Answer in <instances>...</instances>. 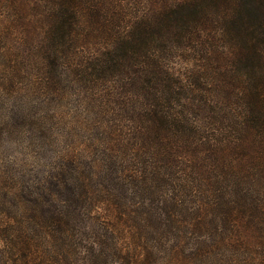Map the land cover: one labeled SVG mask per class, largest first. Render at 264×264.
Wrapping results in <instances>:
<instances>
[{"label":"trees","instance_id":"1","mask_svg":"<svg viewBox=\"0 0 264 264\" xmlns=\"http://www.w3.org/2000/svg\"><path fill=\"white\" fill-rule=\"evenodd\" d=\"M63 124L0 264H264V0H0V148Z\"/></svg>","mask_w":264,"mask_h":264},{"label":"rangeland","instance_id":"2","mask_svg":"<svg viewBox=\"0 0 264 264\" xmlns=\"http://www.w3.org/2000/svg\"><path fill=\"white\" fill-rule=\"evenodd\" d=\"M197 59H200V57H197ZM188 59L182 58L180 65L184 66L185 64L187 65H198L199 63L195 60L187 61ZM74 98H71L73 100ZM54 104L53 103H47L46 109H53ZM75 107V102L72 103L68 107V109H73ZM42 110V108L40 109ZM51 126H56V123L54 121L49 123ZM61 129H64V131H60V133L56 134L54 133V140H44L43 142L39 143L43 149H47V151H43V153H39V150L35 147H31L28 144L27 140H23L22 136H17L16 133H14L11 138L6 139L5 141L2 142L3 144V149L0 148V158H2V155L4 154L7 155L8 159V164L12 165L15 168L23 169L25 171H28V166L32 164L38 163L39 160L43 161L44 158H48L52 155L55 154V152L60 151L63 148H66V146L70 145L72 143V135L71 130L66 127L64 124ZM17 131V130H15ZM23 132H26L25 129ZM23 134V133H22ZM39 135H36L38 137ZM88 140L87 137H83V135H78L77 136V141L81 143V145L84 144V141ZM50 143L46 145L48 142ZM87 142V141H86ZM27 146V149L25 148ZM94 156V154H93ZM38 157V159L36 158ZM29 164V165H28ZM85 164V163H83Z\"/></svg>","mask_w":264,"mask_h":264}]
</instances>
